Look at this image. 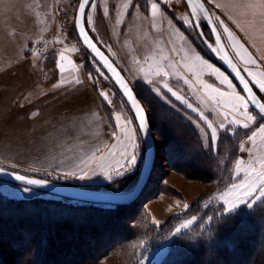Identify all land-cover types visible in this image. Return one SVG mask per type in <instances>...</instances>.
<instances>
[{
	"label": "rangeland",
	"instance_id": "obj_1",
	"mask_svg": "<svg viewBox=\"0 0 264 264\" xmlns=\"http://www.w3.org/2000/svg\"><path fill=\"white\" fill-rule=\"evenodd\" d=\"M78 1H54L50 9L53 21L47 31L42 30L41 32L34 30L35 28L27 29L18 20L15 10L6 15L1 13L0 10V168L80 188L115 194L129 193L134 188L142 171L143 160L138 161L134 174L121 176L116 173L109 176L110 179H103L100 178L101 176L92 178L86 173L84 179H80V175L60 174L42 169L43 165H37L39 157L35 155L36 151H42L31 149V147H35L34 142L36 141H40L39 144L45 143L48 140L49 132L45 133L43 131L51 130L50 125H47L51 119L43 117L39 112L42 106L45 105L43 94L48 93V87L56 77L52 64L56 62L58 57L63 61L82 64L86 75L93 77L98 87L101 89L107 88L111 91L116 109L122 112L127 120L131 121L135 131L137 128V121L131 107L117 90L110 77L83 47L77 37L72 18H68L69 13L72 16ZM100 2L101 0H92L95 7L88 6L86 10L87 16H90L92 20L91 26L86 24V17L84 23L90 36H94L93 38L98 42V46L108 53L110 48H117L116 39L114 38V36L116 37L115 31L110 28V18L113 16V11L110 9L108 15L106 14L103 17L99 8ZM203 2L207 6L212 19L213 15L215 19H218L217 14L223 17L221 11L214 7L213 3L211 4L208 0H203ZM169 6L174 9L178 17V19L174 18L193 35L194 40L205 52L206 48L203 47L204 45L202 46L203 43L201 44L194 26L193 16L184 1L170 0ZM59 14L64 16L63 22L59 20ZM19 18L24 22L28 19L25 15L21 16L20 13ZM195 18L209 41V45H214L203 17L200 15L198 19L196 16ZM222 25L225 29H222L221 26L220 29L228 41L226 31H228L227 25L229 24L227 18L222 21ZM121 32H123V29ZM211 52L213 51L211 50ZM194 56H199L203 61H206V64L212 65V69L216 71L206 65H200L199 61L194 59ZM233 56L240 61L241 67H243L242 71L253 88L260 96H264V93L259 92L258 85L252 82L253 80H264V69L256 70L254 56L259 60L258 55L236 53ZM185 57L186 62L184 59H179L177 69L173 70V73L179 72V76L172 79L171 88L174 92L181 94L182 97L186 95L189 100L193 101L183 103L182 108L191 114L189 120L196 127L201 144L207 148L209 146L210 148L213 147V152H218V154H214L213 159L216 168H212L211 176L202 174L204 165L192 161L188 163L189 167H185L184 173L176 170L179 167L178 165H182L189 159L179 157V159L174 158L172 160V157L162 154L161 150L170 145H168L162 131L153 129L157 151L154 167L146 187L133 203L144 211L146 221L152 226L153 235L144 238L137 237L135 242L124 250L111 249V255L103 256L102 263L104 264L169 263L175 257L176 248L174 247L178 248L179 240L181 241L184 237L194 238L199 235V232L204 231V228L211 223L213 217H218L220 213H223V215L229 213L227 209L231 207L232 203H236L237 207L231 212L248 210L247 203L259 195L256 192L254 197L244 198L245 202L242 203L240 201V197L243 196L242 188H233V184L242 185L245 181L250 180L249 172L255 176L264 166V132L258 131V128L264 125V121L257 116L256 122L252 124L247 122L241 114L243 109H240V111L234 110L235 101L230 93L241 94V92L222 65L216 60L213 63L200 53ZM29 58H33L34 61L30 62ZM29 64H32L33 69L30 68ZM21 66L25 67V70H23L25 72L20 70L19 67ZM185 80H187V84ZM229 85H231V88H229ZM131 86L141 90L138 83H133ZM147 88L166 105L173 107L172 102L166 99L162 89H160L159 95L156 94L155 89H159L158 86ZM220 92H224L225 95L221 96ZM139 94L140 96H137L140 100L145 98V102L141 101L146 108L149 122L153 128V121L156 120L155 117H151L154 112L151 111L150 114L153 102L147 98L146 91ZM180 99L187 101L185 97ZM214 101L217 103H214ZM195 102L203 106H197L201 110L195 107ZM188 104H191L196 111L194 112L188 108ZM37 107L40 110L37 111ZM249 109L252 110L250 106ZM105 110L109 117L111 113L108 106H105ZM209 112L213 116L211 119L206 118L207 114L210 115ZM201 114L204 115V120L200 118ZM233 118L239 120L241 124L249 123V127L245 128L232 124ZM161 119L163 118H160L159 121H163ZM109 120L111 122V119ZM209 123L217 129V142L222 137L219 151L216 148L219 143H216L215 146L211 143ZM221 123L224 124L227 130L220 129ZM253 132H256V135L249 139ZM231 135L235 136L236 143L224 142L225 137ZM143 139L142 135L139 136L138 142L141 149L143 148ZM242 146L245 149L244 151H241ZM187 150L192 151L191 148ZM237 161H239L238 165ZM199 171L201 174L195 173ZM219 176L221 179H218ZM203 177H206V179L202 180ZM220 180L222 183H220ZM25 188L27 187L0 179V193L4 197L28 200L54 196L31 188H27L28 191H25ZM64 199L66 200H63V202H68L71 205L78 202L75 199ZM259 201L256 200L254 204ZM185 205H187V208ZM188 221H192V223L177 233L176 229ZM165 225H168L167 228L171 227V229L160 233L158 228L165 227ZM78 238L82 239V236L78 234ZM200 238L206 239L207 235ZM109 246L107 244L101 247V252L110 249ZM32 249L23 252V256L17 260V264H36V254L33 255ZM129 254H132V257ZM76 260H78L77 256H75ZM90 261L88 259L85 262L89 263ZM61 263L64 264L65 262ZM80 264H84V262L82 261Z\"/></svg>",
	"mask_w": 264,
	"mask_h": 264
},
{
	"label": "crops",
	"instance_id": "obj_2",
	"mask_svg": "<svg viewBox=\"0 0 264 264\" xmlns=\"http://www.w3.org/2000/svg\"><path fill=\"white\" fill-rule=\"evenodd\" d=\"M54 1L56 0H0V10L4 15L15 10L18 20L27 29L35 28L34 30L41 32L47 31L53 21L50 9ZM169 2L170 0H161L158 4L159 11L153 13L152 4L156 3V0H101L99 8L103 17L108 15L110 9L113 11L110 28L115 31L114 38L117 43V48H110L108 53L105 50L104 52L122 71L129 83L158 86L163 94H167L183 107V103L193 101L183 95L187 101L181 102V99L176 97H184L176 92V96H173L163 88V84L166 82L171 88L172 79L179 76L178 71L173 73V70L177 69L179 59L186 62L185 56L197 53L205 56L179 27L177 20L173 19L178 17ZM210 3L223 15L222 17L217 14L218 19L213 15V21L240 69H243L240 61L233 56L236 53L258 55L259 60L254 56L256 70L264 69L262 0H211ZM206 4L208 5L207 2ZM19 13L28 19L21 21ZM226 18L229 24L226 31L228 41L220 29V26L225 29L222 21ZM94 41L98 43L96 39ZM58 60L60 69L57 68ZM31 61L34 59L31 58ZM29 66L33 69L32 64ZM52 67L56 77L48 87V93L43 94L45 105L41 110L37 107L40 115L51 119L47 124L51 130L43 131L49 132L48 140L43 144L36 141L35 147H31L42 151L35 153L39 157L37 165H43L41 168L44 170L68 173L67 175H80L83 171L92 178L101 176L100 178L106 179L116 174L112 169L117 161L124 159L121 154L125 150L129 153L132 151L130 138L135 133L134 126L116 109L111 91L107 88L101 89L96 81L89 79L82 64L63 61L58 57ZM19 68L25 72V67ZM101 91L106 94L107 99L100 96ZM195 103V107L202 106L198 102ZM105 106L110 109L109 117ZM209 113L206 118H213L212 113Z\"/></svg>",
	"mask_w": 264,
	"mask_h": 264
},
{
	"label": "trees",
	"instance_id": "obj_3",
	"mask_svg": "<svg viewBox=\"0 0 264 264\" xmlns=\"http://www.w3.org/2000/svg\"><path fill=\"white\" fill-rule=\"evenodd\" d=\"M176 23L196 48L215 63L214 57L206 49L203 51L193 35ZM138 86L141 90L134 87L137 95L146 91L147 98L153 102L150 109V114L154 112L151 117L156 119L153 129L162 131L170 145L164 147L161 153L172 157V160L179 157L189 159L178 165V171L184 173L185 167H189L188 163L195 161L204 165L202 174L211 176L212 168H216L214 154L218 152H213V147L207 148L201 144L199 133L189 120L191 114L167 94L165 97L173 107L158 99L147 88L148 85L140 83ZM141 100L145 102V98ZM159 117L163 121H159ZM230 141L236 143L234 135L225 137L224 142ZM217 143L219 151L222 137ZM190 148L192 151L187 150ZM218 179H221L220 176ZM63 200L66 199L58 196L11 199L0 193V264H17L23 252L31 248L33 255L36 254V264H80L82 261L84 264H104L103 256L111 255V249L124 250L137 237L153 235L152 226L137 205L116 206L88 201L71 205ZM167 226L158 228L159 232L171 229ZM78 234L82 239L78 238ZM204 235L207 238L201 239ZM107 244L110 249L102 253L101 247ZM174 248L175 257L164 264H264V200L248 210L225 215L220 213L199 235L182 238L178 241V248ZM129 255L132 257V254ZM75 256L78 258L76 261ZM88 259L91 261L86 263Z\"/></svg>",
	"mask_w": 264,
	"mask_h": 264
},
{
	"label": "snow or ice",
	"instance_id": "obj_4",
	"mask_svg": "<svg viewBox=\"0 0 264 264\" xmlns=\"http://www.w3.org/2000/svg\"><path fill=\"white\" fill-rule=\"evenodd\" d=\"M160 2L161 0H156V3L152 4L153 13L159 11L158 4ZM188 3H189V7H191L192 0H188ZM262 3H264V0H262ZM88 6L95 7L94 3H92V0H80L79 10H78L77 18H76V27L80 29V36L84 42V45H86L89 49H91L95 57L99 58L101 62L105 65V67L109 69V71L115 72V70L112 68V65L108 62L107 59L104 58V56L98 50L96 45L92 42V39L89 38L88 33L84 31L83 27H81V17H86V24L88 26H91V23H92L91 17L87 16V13H86V7ZM200 8H201V11H205L202 5L200 6ZM193 18L195 19V17ZM181 39H183V37H181ZM194 59L196 61H199L200 65H206L208 68L212 69V65L206 64V61H203L199 56H194ZM57 68L60 69L59 60L57 61ZM212 70L216 71L215 69H212ZM61 71L63 70L61 69ZM157 75H159V73H157ZM249 75H251V73H249ZM89 79H93V77L89 76ZM78 82L79 81H77V83ZM153 82H156V81H150V83H153ZM252 82L258 85L260 93H264V80H261V81L253 80ZM117 83L120 85L123 95L127 98L128 102H130L132 108L134 109L136 113V120H137L136 131L133 134V136L130 138L132 151L129 153L127 152V150H125V152L121 154L124 157V159L122 161H117L115 167L112 169V171H115L117 175L124 176L130 173L134 174L139 160H143L145 163L147 162L148 153L154 147V144L151 139L147 117L144 114V109L141 106V102L137 98V95H134V88H130L128 84L123 79H120V78L117 79ZM185 83L187 84V80H185ZM240 84L243 86L244 91L247 93V95L243 96L239 93L231 92L230 95L233 97L235 101L233 108L235 111H240V109H243L241 114L246 118V121L254 124L256 122L257 116L264 118V102H262L264 101V96H260L258 99L257 97L259 94L258 93L254 94L253 90L248 86V84L245 82L243 78L240 79ZM163 88L167 89V91L172 93L173 96H176V93L173 92L172 88L168 87V84L166 82L163 84ZM229 88H231V85H229ZM155 91L157 95L160 94V89H155ZM220 95L223 96L225 95V93L220 92ZM100 96L107 99V96L103 91L100 92ZM176 98L180 99V97L178 96ZM181 102H183V100H181ZM214 103H217V102L214 101ZM249 103H251L252 105V110L249 109ZM187 106L192 111L194 112L196 111V109L193 108L191 104H188ZM116 118L119 119L120 117H116ZM200 118L202 120L205 119L203 114H201ZM231 123L236 126H242L245 128L249 127V123L241 124V122L235 118H233ZM219 127L222 130H227L225 129V126L223 123H221ZM208 128L211 129V143L213 146H215L218 140L217 129L214 128L211 123L208 124ZM258 131L264 132V125H261L258 128ZM141 135L144 138L142 149H141L140 143L138 142L139 136ZM255 135H256V132H253L252 136H250L249 139H252ZM244 150L245 149L242 146L241 151H244ZM249 154L251 155L250 150H249ZM238 164H239V161H237V165ZM85 174L86 173H83L82 171L79 178L84 179ZM71 175H77V174L71 173ZM248 176L250 177V180L245 181L242 185L233 184V188H237V189L242 188L243 196L240 197V201L242 203L245 202L244 198H252L254 197V194L256 192L259 193L258 196H255V199L250 200L247 203V206L251 208L256 200H264V166L261 167L260 171L257 172L255 176H253L251 172L248 173ZM108 178L110 179L111 177H108ZM15 179L17 181L22 182L25 185L41 186L44 183L41 180L29 179L23 175H16ZM25 191H28V189L25 188ZM185 207L187 208V205H185ZM236 207H237L236 203H232L231 207L228 208L227 210L231 212ZM190 223H192V221H188L187 223L182 224L180 228L176 229V232L179 233L181 229L187 228Z\"/></svg>",
	"mask_w": 264,
	"mask_h": 264
},
{
	"label": "water",
	"instance_id": "obj_5",
	"mask_svg": "<svg viewBox=\"0 0 264 264\" xmlns=\"http://www.w3.org/2000/svg\"><path fill=\"white\" fill-rule=\"evenodd\" d=\"M183 1L186 4L187 8L189 9V11L191 12L193 17H195V16H194L192 7L194 6L199 10L201 16L204 19V22H205L207 28H208V31L211 35V38L214 42V46L218 52V56L215 55L213 52H211V50L209 48V41L206 39L204 33L202 32L201 27L198 24L196 18L195 19L193 18L196 31L200 37L201 42L203 43L204 47L206 48V50L214 57V59L220 65H222L225 72L228 74V76L231 78V80L234 82V84L237 86V88L239 89V91L241 92V94L243 96H246L247 93L244 91L243 86L240 84L241 78H243L245 80V82L248 84V86L253 90V93L256 94V91L254 90L250 81L247 79V77L245 76L243 71L240 69V67L237 65V63L235 62V60L232 58L231 54L229 53V51H228V49L224 43V40L220 34V31L216 27V25H215V23L211 17V14H210L207 6L203 2V0H192L191 7H189L188 0H183ZM79 4H80V0L78 1V4H77L75 22H74L75 31H76V34H77L79 41L81 42L83 47L90 53V55L96 60V62L104 70V72L110 77V79L112 80V82L115 85V87L117 88V90L120 92V94L123 96L125 101L131 107V110L134 113V116L136 118V113H135L134 109L132 108L130 102H128L127 98L123 95V92L120 88V85L117 83V79L118 78L123 79L128 84V86L130 88H133V87L128 82L126 77L123 75V73L120 71V69L116 66V64L108 57V55L98 46V44L90 36V34L88 33V31L85 27V23H84L85 17H81V27H83L84 31L88 33L89 38L92 39V42L96 45V47L101 52V54L104 56V58L107 59L108 62L112 65V68L115 70V72L109 71V69L107 67H105V65L101 62V60L99 58L95 57V55L92 53L91 49H89L86 45H84V42L80 36V29H78L76 27V18H77V14H78V10H79ZM201 5L203 6L205 11H201V8H200ZM86 9H87V7H86ZM217 41H219V42H217ZM134 95H137L135 91H134ZM137 98H138V96H137ZM257 98L259 99V95ZM139 101L141 102V106L144 109V114L148 120V126H149L150 135H151V139L153 141L154 147L149 151L148 156H147V162L146 163L144 162L143 168H142V171L140 172L138 180H137L134 188L129 193L115 194V193H108V192H103V191H99V190H94V189L80 188V187L67 185V184H63V183H59V182H55V181H51V180H47V179H42L39 177L26 176V175H23V174L14 172V171L2 169V168H0V179L7 181V182H10V183H13V184L23 186V187L31 188V189H34V190H37L40 192H44V193H47L50 195H54V196H58V197H62V198H67V199H75L78 201L96 202V203L116 205V206H123V205L127 206V205L133 204L138 199V197L141 195L142 191L144 190V188L146 187V185L150 179V176H151V173H152V170L154 167L156 152H157L156 151V142H155V138H154V131H153L151 123L149 122L148 113H147L146 108H145L144 104L142 103V101L140 99H139ZM249 106L252 109L251 103H249ZM261 119L264 121V118H261ZM16 175H23L29 179L41 180L44 183L41 186L25 185L22 182L17 181L15 179Z\"/></svg>",
	"mask_w": 264,
	"mask_h": 264
},
{
	"label": "bare ground",
	"instance_id": "obj_6",
	"mask_svg": "<svg viewBox=\"0 0 264 264\" xmlns=\"http://www.w3.org/2000/svg\"><path fill=\"white\" fill-rule=\"evenodd\" d=\"M88 8V7H87ZM192 9H193V11H194V15L197 17V19L199 18V16L201 15L200 14V12H199V10L196 8V7H192ZM87 10V9H86ZM74 11H75V9H74ZM74 23V22H73ZM209 48H211L210 50H212L213 51V53L215 54V55H217L218 56V52H217V50L215 49V46L214 45H209ZM122 72V71H121ZM124 75V74H123Z\"/></svg>",
	"mask_w": 264,
	"mask_h": 264
},
{
	"label": "built area",
	"instance_id": "obj_7",
	"mask_svg": "<svg viewBox=\"0 0 264 264\" xmlns=\"http://www.w3.org/2000/svg\"><path fill=\"white\" fill-rule=\"evenodd\" d=\"M60 14H62V13H60ZM60 14H59V16H58V17H59V20L63 22V18H64V16H63V15H60ZM75 15H76V8H75V11L73 10L72 16H71L70 13H69V15H68V18H69V17L72 18V23L75 22ZM73 24H74V23H73Z\"/></svg>",
	"mask_w": 264,
	"mask_h": 264
}]
</instances>
